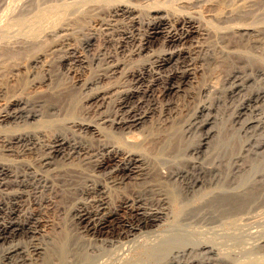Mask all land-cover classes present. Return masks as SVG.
Wrapping results in <instances>:
<instances>
[{
	"label": "bare ground",
	"instance_id": "1",
	"mask_svg": "<svg viewBox=\"0 0 264 264\" xmlns=\"http://www.w3.org/2000/svg\"><path fill=\"white\" fill-rule=\"evenodd\" d=\"M12 1L0 0V80L24 72L40 89L0 94V264H264V0ZM87 17L146 59L86 77L70 42ZM56 30L64 50L46 63L37 49ZM194 92L185 112L177 99ZM234 100L242 141L228 157ZM43 204L67 215L55 239ZM121 209L133 214L118 221Z\"/></svg>",
	"mask_w": 264,
	"mask_h": 264
},
{
	"label": "rangeland",
	"instance_id": "2",
	"mask_svg": "<svg viewBox=\"0 0 264 264\" xmlns=\"http://www.w3.org/2000/svg\"><path fill=\"white\" fill-rule=\"evenodd\" d=\"M14 2L11 0V2L9 3V6H10V8L13 6L14 7ZM12 7V8H13ZM145 13V14H144ZM144 13H141V16H143L142 18L144 19L143 21H145V20H147V18H149V16L148 15H151V14H149V13H146V11L144 12ZM106 14V15H105ZM105 14H101V18H103L104 16V18L105 19H109L110 17H109V14L108 13H105ZM55 15V14H54ZM53 15V16H54ZM107 15H108V18H107ZM147 17H146V16ZM52 16V17H53ZM56 16H57V18H56ZM54 18V19H53ZM52 18V21L54 22V23H52L54 26L53 27H59V26H57V23H59L58 25H60L61 24V20L59 21L58 19H59V17H58V15H55V17H53ZM103 18V19H104ZM56 19V20H55ZM82 19V18H81ZM83 19H85V20H79V23H77V26H78V29L79 30H81V31H77V32H75V33H73L74 34V36H73V34L71 35V42H70V44L73 46V47H75V48H77V49H79V52L80 53H82L81 55H83L84 57H85V59H87V64H89V65H87V69H86V71H85V74H86V77H89L90 76V74L92 73V75L91 76H93V77H95L94 76V74L95 73H97L98 72V70H99V68H104V65H105V67L107 66V65H110V64H112L113 62L115 63L116 62V58H117V60L118 61H121L122 62V64H124V65H126L127 67L128 66H134V67H136V66H138V65H140V63H142V61L143 60H145L146 59V57L145 56H142V57H139V59L138 60H136L135 58H132L131 56H130V54H127L129 51L127 50V49H125L124 50V52L126 53H124L123 51H120L121 50V48H118V44H116V43H118V39H117V37H118V35H112V37H116V39L114 38H112V39H110L109 37H104V36H102V34H101V32H100V30H99V28L97 27V25H95V22L92 20V18H89V17H87V18H83ZM90 20V21H89ZM58 21V22H57ZM55 22H56V24H55ZM94 24H93V23ZM93 25V26H92ZM95 25V26H94ZM138 25H140V24H137L136 25V28H137V30H136V32L138 33V32H140V33H142V31L144 32V30H145V26H144V24H142V25H140L139 27H138ZM55 27V28H56ZM91 27H93V28H91ZM141 27V28H140ZM144 27V28H143ZM96 28V29H95ZM140 28V29H139ZM90 29V30H89ZM96 31H95V30ZM144 29V30H143ZM58 31H59V33H58ZM89 31H90V33L92 32V33H94V38H93V40H92V44H91V46L88 48V50L85 52V51H82L81 49H80V47L79 46H81V41L83 40V38L86 36V34L87 33H89ZM57 33V35H56V33ZM54 33H53V35H54V39H53V36H51V38L49 37L48 39H47V42L45 43V45L44 46H41V47H39V49L41 48V50H39V49H37L38 51H40L39 53H43L44 54V56H46L45 58H44V60H45V62L47 63V62H49V61H51V59H56L58 56H60V54L63 52V50H64V48H63V46L59 43V41H60V30H56ZM96 32H99V33H96ZM80 33V34H79ZM56 35V36H55ZM75 35H76V37H75ZM58 36V37H57ZM73 36V37H72ZM84 36V37H83ZM75 37V38H74ZM106 38V39H105ZM75 39V40H74ZM103 39H105V40H103ZM50 41V42H49ZM73 41V42H72ZM104 41V42H103ZM106 41V42H105ZM51 42H53L52 43V45H51ZM75 42V43H74ZM79 43V44H78ZM109 45H108V44ZM115 43V44H114ZM75 44V45H74ZM102 44H104V45H102ZM106 44V45H105ZM112 44H114V46H112ZM58 45V46H57ZM60 45H61V49H60ZM79 45V46H78ZM107 45H108V47L109 48H107ZM111 45V46H110ZM162 42H160V40L158 41V43L154 46L155 48H160V47H162ZM117 46V47H116ZM157 46V47H156ZM56 47V48H55ZM112 47V48H111ZM54 49L53 51H51L52 49ZM60 49V50H58V49ZM56 49V50H55ZM63 49V50H62ZM120 49V50H119ZM129 49V48H128ZM81 50V51H80ZM101 50H104L103 51V53L101 52ZM108 50L110 51V53L112 54H110L109 52H108ZM114 51V52H113ZM116 51H118L119 52V56L118 55H116V53H118V52H116ZM46 52H48V53H46ZM58 53V54H56V53ZM84 52V53H83ZM101 52V54H99ZM105 52V53H104ZM108 52V53H107ZM120 52L121 53H123V54H120ZM86 53V54H85ZM46 54V55H45ZM49 54V55H48ZM50 54H52V55H50ZM54 54L56 55V57L54 56ZM94 54V55H93ZM99 56H98V55ZM106 54V55H105ZM58 55V56H57ZM87 55V56H86ZM93 55V56H92ZM105 55V56H104ZM110 55V56H109ZM116 55V56H115ZM123 55V56H122ZM89 56V57H88ZM98 56V57H97ZM101 56V57H100ZM52 57H54V58H52ZM87 57V58H86ZM92 57V58H91ZM103 57V58H102ZM115 57V58H114ZM127 57V58H126ZM134 62V63H132V61H130L129 60V58ZM47 58V59H46ZM49 58V59H48ZM51 58V59H50ZM99 60H98V59ZM110 58V59H109ZM112 58V59H111ZM119 58L120 59H122V60H119ZM91 59V60H90ZM93 59H95V60H93ZM100 59L103 61H100ZM125 59V60H124ZM134 59H135V61H134ZM107 60V61H106ZM113 60V61H112ZM55 61V60H54ZM54 61H52V62H54ZM89 61H91L90 63H89ZM99 61V62H98ZM106 61V62H105ZM109 61H111V63L109 62ZM128 61V62H127ZM93 62V63H92ZM102 62V63H101ZM124 62V63H123ZM126 62V63H125ZM55 63H56V61H55ZM55 63H53V65L55 66ZM97 63V64H96ZM100 63H101V65H100ZM104 63V64H103ZM106 63V64H105ZM130 65H129V64ZM99 64V68H98V65ZM128 64V65H127ZM93 65H94V67H93ZM93 67V68H91V67ZM101 66V67H100ZM89 67V68H88ZM96 68V69H95ZM98 68V69H97ZM92 69V70H91ZM229 69V68H228ZM90 70V71H89ZM93 70H94V73H93ZM97 70V71H96ZM221 70H223V69H221ZM90 72V74L88 73V72ZM92 71V72H91ZM87 72V73H86ZM222 72V75H225L228 71H226V70H223V71H221ZM226 72V73H225ZM19 74V73H18ZM89 75V76H88ZM197 75V76H196ZM25 75V73L23 72V73H20L19 75H11V74H6L5 76H4V78L2 79V80H0V94H4L3 96H1L2 97V100H4V98L6 99L7 98V96L9 97V95H11V94H20V96H21V93H22V95L23 96H25V97H28V96H26V95H28V94H30L31 96H33V95H36L35 94V90L37 89V88H33V86L30 84V78L28 79V77ZM90 76V77H91ZM18 77H23V79H24V81H23V84L25 85V86H23L22 87V89H21V91H20V89H17L18 87V83H17V86H16V79H18ZM26 79H25V78ZM93 77H91V78H93ZM204 78V76L202 77V74H201V72H198V73H196L195 72V82L193 83V86H194V84H196L195 85V88L192 86V89L193 90H195V91H198L200 88H201V86H203V84H204V82H205V79H203ZM28 79V80H27ZM115 80H116V78H115ZM3 83H2V82ZM27 81V82H26ZM109 81H114V78L112 79H109V80H106V84H108L109 83ZM15 82V83H14ZM29 82V83H28ZM220 83H221V81H220ZM31 87V88H30ZM200 87V88H199ZM3 88V89H2ZM5 88H6V90H5ZM2 89V90H1ZM16 89V90H15ZM40 88H38L37 90H39ZM25 91V92H24ZM21 92V93H20ZM6 93V94H5ZM7 93H8V95H7ZM34 93V94H33ZM40 93V92H39ZM223 94V93H222ZM7 95V96H6ZM194 95V96H193ZM192 95V98L191 99H189V98H187L185 101L184 100H182V97H180V99L178 98H176L177 100H179V103L181 104V105H184V104H186V108L187 109H189V110H187V109H185V112L186 111H191V109H194V106H195V103H196V101H198V96L199 95H196L195 94V92H194V94ZM196 95V96H195ZM193 97H197V98H193ZM188 99H189V101H188ZM192 99H194V100H192ZM196 99V100H195ZM182 100V101H181ZM186 101H188V103L186 102ZM195 101V103H193V102ZM183 102V103H182ZM184 102H186V103H184ZM238 104V102H237V100H234V101H232V102H229L228 103V106L227 105H224L225 106V109H224V115H225V119L227 118L226 116H227V114H229L228 116H230V115H232V114H230L232 111H234L235 112V110L234 109H236V104ZM192 103V104H191ZM233 103V104H232ZM227 104V103H226ZM232 104V105H231ZM230 106V107H229ZM189 107V108H188ZM234 108V109H233ZM233 113V112H232ZM91 114H92V112H91ZM227 119H229V121H230V119H231V117H228ZM228 120H227V123H228V125H227V128H228V126L229 125H231V121L229 122ZM232 125H233V123H232ZM231 125V126H232ZM61 126V125H60ZM231 126H229L230 128H226V130H230V133H229V131H226L227 132V134H229L230 136H228L229 137V139L231 140L229 143V145L231 146V151L229 152V154H228V157H229V155H230V153H235V150L236 149H238L239 148V146H240V144H241V141H242V139H241V136H239V134H237V132H233L232 130V128H231ZM235 126V125H234ZM32 128V127H31ZM230 137H232V138H230ZM233 148H235V149H233ZM234 150V151H233ZM237 151V150H236ZM231 154V155H232ZM11 157H9L8 158V160L10 159ZM228 158H226V160H227ZM249 160H247V164H249L250 165V163L249 162H251V161H254V162H251L252 163V165L254 164V165H260L261 164V162L259 163L258 161H255V160H251L250 158H248ZM7 159H6V161H8ZM225 160V162H227ZM74 163V162H73ZM237 174H239V173H237ZM237 174H232L231 175V177L233 178H235V177H237ZM236 175V176H235ZM241 175V174H240ZM240 175H239V177H238V179L239 178H241L240 177ZM237 179V178H236ZM246 179V178H245ZM245 179H239V181H241L240 183H243L242 182V180L245 182L246 180ZM46 204H43V205H41L40 206V211H39V217L41 218V220H44L43 222H41L39 225V228L41 229V233L43 234V235H46L47 237H49V238H54L55 237V235L58 233V231L60 232L61 231V224H63V225H65L66 224V218H67V215L66 214H63V212H61L60 210H54V209H51V208H49V206L47 207V206H45ZM43 206V207H42ZM130 212L133 214V211H128L127 209H121V210H119L118 211V213L115 215V219H117L118 221H123L127 216L128 217H130ZM64 221H65V223H64ZM54 234V235H53ZM55 239V238H54ZM119 240H126V238H125V236L124 235H122V236H120V238H118ZM33 261L32 260H30V261H28V262H26L25 264H35L34 262L32 263Z\"/></svg>",
	"mask_w": 264,
	"mask_h": 264
}]
</instances>
